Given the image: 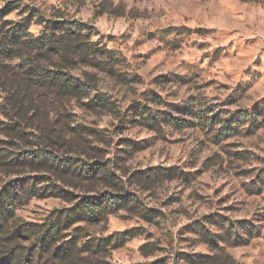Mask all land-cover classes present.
<instances>
[{
	"label": "rangeland",
	"instance_id": "obj_1",
	"mask_svg": "<svg viewBox=\"0 0 264 264\" xmlns=\"http://www.w3.org/2000/svg\"><path fill=\"white\" fill-rule=\"evenodd\" d=\"M0 11L4 264H264V0ZM69 24L77 50L27 43Z\"/></svg>",
	"mask_w": 264,
	"mask_h": 264
},
{
	"label": "trees",
	"instance_id": "obj_2",
	"mask_svg": "<svg viewBox=\"0 0 264 264\" xmlns=\"http://www.w3.org/2000/svg\"><path fill=\"white\" fill-rule=\"evenodd\" d=\"M5 11V10H4ZM4 11H0V15L1 13H3ZM83 27V24H79V25H61L60 27H56L51 29L53 32H57V33H52L50 35H46V34H42L41 36L37 37V38H33L30 39L29 41H27L28 45L34 48H46L48 50H52L55 52H66L68 50H77L79 48H81L77 43L81 41H77L79 38H81V28ZM21 30L20 31H15L11 34H9V36H4L3 39L1 41H3V46L0 45V55L6 51L9 52V49H5L7 48L8 44H14L16 41H20L21 39ZM6 50V51H5ZM82 50V49H80ZM88 49L85 48V52L84 55H88L90 54V52L92 53H100L101 49H97L95 51H87ZM106 53H109V51L105 50ZM46 78H48L49 80H54L57 85L60 86V88H65V89H69L72 88L74 90H77L79 87V85L73 81L71 78L69 77H60L59 75H45ZM97 204L95 203H88L87 205H84V216L91 218L96 210L98 211L97 208H94V206H96ZM44 240H40L39 243H37V251L38 253L41 252L46 246L44 245ZM0 264H4V259H0Z\"/></svg>",
	"mask_w": 264,
	"mask_h": 264
}]
</instances>
